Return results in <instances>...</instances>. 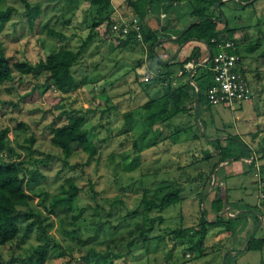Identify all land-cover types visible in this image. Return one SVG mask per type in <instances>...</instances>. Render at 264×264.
Listing matches in <instances>:
<instances>
[{"label": "rangeland", "instance_id": "1", "mask_svg": "<svg viewBox=\"0 0 264 264\" xmlns=\"http://www.w3.org/2000/svg\"><path fill=\"white\" fill-rule=\"evenodd\" d=\"M36 1L40 3L42 18L39 26L31 29L25 5L20 0H0V14L12 8L10 17L0 22V52L6 56L35 64L45 58L49 44L54 41L46 36L48 29L62 30L66 36L74 35L71 38L74 47L87 33H91L89 27L99 19L98 15L93 18L92 9L85 0ZM221 2H225L221 9L223 16L228 18V28L236 31L235 35L243 47L248 49L257 44L252 52H245L240 46L246 69H255L259 75L255 76V71L254 74L246 71L253 99L235 105L234 110L226 109L222 114L212 112V117L207 115L199 118L200 121L187 114H179L169 123L150 127L154 139L149 126L142 122L141 114L124 128L122 113L140 106L145 99L130 77V68L145 57V51L137 45L121 47L116 34H108L103 22L93 27L97 36L73 72L80 80L74 89L64 93L66 96L46 83L44 70L16 75L14 81L0 85V127L10 128L9 138L21 153L19 159L26 177H30V171L38 172L35 179L26 185L33 216L24 219L22 225L35 221L39 215L48 238L44 264H93L92 252L108 250L113 254H127L122 259H113L112 264H264V246L261 250H244L251 237L264 238V194L259 187L263 180L259 172L260 154H256L257 163L247 177L238 176L227 184H219L221 171L217 157L195 162L197 155L213 153L218 147L219 141L208 143L204 134L210 137L209 141L222 138L223 132L237 136L240 140H235L236 144L229 146V150L238 153L245 151L239 146L242 141L239 131L245 128L248 137L255 138L256 132L262 128L252 144L258 143L255 147L260 150L264 143V0H256L248 8H243L244 2L239 0ZM106 14L119 23L123 16L131 14V10L125 0H110ZM180 17L182 24L179 28L191 20L184 8ZM173 45L175 43L170 40L159 41L155 52L163 59H169L175 49ZM145 59L148 64H154V61ZM255 84L261 88V101L254 96ZM113 106L116 108L108 110ZM72 109L76 112L92 110L86 117L95 125L94 139L99 153L90 161L76 147L70 155L63 157L60 149L49 143L48 126L53 122H64L63 111ZM107 110L109 112L101 115L100 111ZM206 117L212 118L213 131L209 126L211 119L208 122ZM246 119L254 121L251 125H244ZM189 125L194 126L200 138L188 140L192 131L187 130L179 136V143L168 140L170 132ZM30 135L34 137L33 142L29 141ZM134 141H137L139 150L134 147ZM25 147H29V151ZM9 158L7 154L3 156L4 160ZM252 160L247 159V162ZM131 161L136 164L130 167ZM236 162L243 163L242 159ZM262 162L264 164V160ZM211 168L215 169L213 173H210ZM209 174H214V189L212 181L210 187L204 184ZM67 179L79 187V194L72 207L61 205L51 212L48 208L50 199L60 192L61 185L67 187ZM174 183L183 185L184 200L181 203L143 212L141 197L144 194L157 198L166 189L176 186ZM205 190L206 199L200 204L198 194ZM214 196L223 198L230 205L241 206V210L235 212L225 213L224 208L220 213L223 217H235L236 212H245L232 235L236 239L234 245L229 244L232 236L220 226H209L206 236L202 237L193 232L185 238L170 234L181 226L198 228L196 225L200 224L199 218L204 210L208 221L212 222L215 215L210 203ZM246 204L258 205L256 212L260 220L252 216L251 221L242 224L245 218L251 217L246 212ZM27 212V207L17 210L18 215ZM24 231L25 227H22L18 237L2 248L5 262L44 243L37 223L28 232ZM144 234L148 237L147 243L143 241ZM161 237L164 239H158ZM88 254L90 257L86 259Z\"/></svg>", "mask_w": 264, "mask_h": 264}, {"label": "trees", "instance_id": "2", "mask_svg": "<svg viewBox=\"0 0 264 264\" xmlns=\"http://www.w3.org/2000/svg\"><path fill=\"white\" fill-rule=\"evenodd\" d=\"M85 1H87L89 9H92L91 12L93 18H95L96 15L99 16V19L93 21L91 27H89V32L91 33H87L86 37L72 47L73 41L71 38L74 35H72V37L70 35L66 36L65 32L62 30L48 29L46 36L54 41L49 44L45 58L39 60L35 64L8 57L3 52H0V85L14 81L16 75H30L35 70H44L46 71V83L48 82L49 85L52 84L61 95H65L64 93H68L70 90L74 89L80 79L76 78L73 72H76L75 69L77 68L79 60L89 47L92 39L97 36V33H94L93 27H96L103 22L106 24V31L108 34H111V27L115 23L114 20L106 14L110 0ZM125 1L130 7L131 14L129 16H123L122 20L130 21L132 18H137L140 23L141 37L138 38L135 31H128L125 35L117 34L115 38L118 40V44L121 47H133V45H137L145 51V57H142L136 65H133L130 68V71L132 72L130 76L131 80L135 83V86L142 91L145 99L140 106L122 113V125L124 128H126L132 121H136L135 117L141 114L142 122L149 126L151 132L150 127L153 125H162L165 122L169 123L174 116L179 114H187L188 116L194 117L197 121L199 119L198 115L200 114V104L206 103L212 107L207 100L206 92L213 85V74L211 70L207 68V63H200L199 48L194 47L184 61L175 63L168 59H161V57L155 52V46L159 41L170 40L178 45L190 42L191 40L203 42L209 47L208 55L210 54V58L206 57L207 60H212L217 51L212 40L215 42L221 41L222 39L231 41L234 44V47L227 51L228 53L236 54L239 57L240 70L244 77L246 71L254 74L253 71H255V69H246L243 59L244 56L242 55L240 46L245 52H252L257 47V44L251 45L248 49H245L243 43L237 39L235 35L236 31L228 28V18L223 16V10L221 9V6L224 5L225 2H221V0ZM239 1L244 2L243 8H248L256 0H252L250 3H248L250 0ZM20 2L25 5L27 21L30 28H37L42 18L39 1L20 0ZM216 2L218 3V7L214 6ZM185 3L188 4H186L187 8L184 5ZM183 8L187 10L188 16L191 17V20L185 26L179 28V25L182 24L180 13H182ZM173 9L178 13H175ZM11 11L12 8L9 7L0 14L1 23L10 17ZM222 16L224 17V20L221 22L220 19ZM151 22L154 24L152 25L153 27L151 26ZM221 25L222 28L220 27ZM173 37H176V39L172 40ZM145 58H147L148 61H154V64H148ZM189 62L194 64V68L191 71L193 72L191 79H189L190 71H187L185 68V64ZM84 70L85 69L81 71ZM180 71L182 72L181 74L179 73ZM258 73L259 72L255 71V76H258ZM247 84L250 87L248 82ZM100 88L102 89V86H100ZM260 89L256 84L254 85V96H256L259 101H261V97H259ZM252 98L250 100H252ZM224 107L234 110V108L231 109L227 106ZM115 108L116 106H113L108 110ZM108 110L100 111L101 115L109 112ZM91 111L92 110L90 109H87L85 112H76L73 109L69 112L63 111L62 114L65 115V121L59 124L53 122L48 126L50 130L49 143L53 147L59 148L63 157L70 155L74 147L87 155V160L89 161L98 155L99 147L94 139L96 136L95 125L86 117V114ZM198 123L196 124L198 125ZM193 127L189 125L185 129L174 130L169 133L167 138L172 143H179V136L183 133L185 134L187 130H189L192 131V134L188 136L189 138L187 139L192 141L197 140L201 135L199 136L195 133ZM9 130L10 128L8 126L0 127V264H44L48 238L46 236V230L41 224L39 215L35 221L22 225V222H25V220L33 216L26 185L35 179L34 175L38 174V172L30 171V177H26V173L22 168V162L19 159L21 153L12 145L9 138ZM257 133L258 132H256V134ZM204 135L208 138L209 143L219 141L218 147L215 149L216 152L214 154L209 152L202 153V156L197 155L198 157L196 159L194 158L195 155H193L192 158L195 159L196 163L203 160H209L213 157H217L216 162L219 165L225 161H238L239 159L244 158L253 159L249 164L251 167H254L257 163L258 158H256L252 149L243 141H240L241 143H239V146L245 151H239L238 153L230 152L229 146L236 144L235 140H240L237 136V138L235 136L228 137L225 140L226 145L224 147L220 145V139H212L209 141V137L206 134ZM153 136L154 132H151V137L154 139ZM29 141H34L33 135H30ZM134 142V147L139 150L138 148L140 147H138L137 141ZM262 148L264 149V143L261 145L260 150H258V154H260L258 155L259 161H261L259 172L261 178L263 177L264 180V164L262 162L264 160V150H262ZM25 149L29 151L30 148L25 147ZM6 154L10 157L8 160L3 159V156ZM135 164V161H131L130 167ZM215 167L216 165L214 168ZM213 171H215V169L211 168L210 173H213ZM199 176L202 179L201 174ZM194 178L195 177L191 179ZM212 178V175L209 174L206 179L207 182L204 184H207V186L210 187ZM263 180L261 181L262 186L260 185L259 187H261L262 193L264 194ZM65 181L68 183L67 187L61 185L60 192L52 195L50 199L48 208H50L51 212L54 211L57 206L61 205L72 207L74 199L79 194V187L72 180L67 179ZM174 184H176V186L174 185L173 187L166 189V191L157 198H151L144 194L141 197L143 212L149 213L154 210H162L181 203L184 200L182 196L183 185L180 183ZM215 184L213 189L216 186ZM205 192L207 191L205 190L198 194L200 196V204L206 199ZM236 203L238 205L240 204L239 202ZM210 204L215 215L212 222L208 221L206 211L204 210L199 218L200 224L196 225L198 228H195V226H181L171 231L170 234L174 235L176 238H185L193 232L202 237L206 236L209 226H220V228H222L221 230L227 231L231 236L234 235L238 222L245 216V212H236L235 217L228 215L226 218L220 213L224 208L225 213L228 211L235 212L241 210V206L237 207L230 205L229 202L226 200L224 201L223 198L218 196H214V199ZM246 206V212L255 216L254 218L258 220L259 215L256 212L258 205L253 207L246 204ZM19 207H27L28 212L25 215H18L17 210ZM250 208H252V211ZM148 222H150V220ZM35 223L38 224L41 233L40 237L45 239L44 243L31 248L30 252L23 256L11 257L5 262L2 248L18 237L19 233L22 231V227H25V231L28 232ZM158 239L163 240L164 238L161 237ZM143 241L145 243L148 241V237L145 234ZM263 246L264 238L251 237L246 242L244 250H261ZM91 255L95 259L93 264H100V262L112 264L113 259H122L127 254H113L108 250L104 253L92 252ZM89 257L90 254L85 256L86 259Z\"/></svg>", "mask_w": 264, "mask_h": 264}, {"label": "built area", "instance_id": "3", "mask_svg": "<svg viewBox=\"0 0 264 264\" xmlns=\"http://www.w3.org/2000/svg\"><path fill=\"white\" fill-rule=\"evenodd\" d=\"M112 32L116 35H125L128 31H135L137 37L140 35V23L137 18H132L130 21H123L114 23L111 27ZM214 42L217 49L212 60L205 59L201 64L207 63L213 74V85L206 92V97L212 106H227L231 109L235 104H241L248 101L253 97V93L248 86L244 75L241 72L239 57L236 54L228 53V49L234 47L231 41L222 39L221 41ZM187 71L191 72L194 64L189 62L185 64ZM182 73L181 71L179 72Z\"/></svg>", "mask_w": 264, "mask_h": 264}, {"label": "crops", "instance_id": "4", "mask_svg": "<svg viewBox=\"0 0 264 264\" xmlns=\"http://www.w3.org/2000/svg\"><path fill=\"white\" fill-rule=\"evenodd\" d=\"M174 39H176V37H173L172 40H174ZM173 46H175V49H174L172 55H170V57H169L168 60L173 61L175 63H179V62L184 61L186 59V57H188V55L190 54L191 50L194 47H198L199 48V53H200L199 54L200 55L199 61H200V63H202L206 59V57H208V50H209L208 48L209 47L206 44H204L203 42H198L196 40H191L190 42H185V43H183L181 45L175 44ZM161 59H163V58L161 57ZM235 105H239V104H235ZM199 107H200V114L198 115V118H200V119H201V117H205L207 115L209 117H212V114H211L212 112H215V113H218V114H222V111L228 109V108L224 107L223 105L212 106L211 107V106L207 105L206 103L200 104ZM209 117H206V120L208 122H210V119H211V123L209 124V126H210L211 131H213V128H212V118H209ZM253 121L254 120H252V119H246L243 123H244V125L245 124L246 125H251V122H253ZM260 130H258V134L255 136V138H257L258 135L260 134V132H261ZM239 132H240L242 138H244V140L242 138H241V140L246 145H248L252 149L253 154L256 155L258 153V150L256 149L255 146L258 143H256V145H253L252 144L255 138L248 137V134H247V131L245 130V128H243ZM223 133H224V136L222 138H219V139L220 140H223V141H221L220 145L225 147V145H226V141L225 140L228 137H230L231 135L230 134H227L226 132H223ZM215 152H216V150L213 152V154ZM250 160H252V158H250ZM242 161H243V163H237L236 161H225L224 163L220 164L219 170L221 171V174H220V178H219V180H220L219 184H227V182L229 180L236 179V178L238 179V176H241V177L245 176V177H247L248 174H250V170H251L252 167L249 165L250 162L249 163L247 162V159L244 158V159H242ZM259 165H260V163H259ZM254 176H255V174H254ZM212 177H214V174H213ZM214 179H215V177H214ZM253 179H254V177H253ZM212 180H213V178H212ZM257 202H258V200L256 201V204H257ZM249 215L251 217H249ZM249 215L246 216V217H249V218H245L244 221H242V224H247L249 221H251V219L253 218L252 217L253 215H251V214H249ZM230 239H231L232 242L229 243V244H233L234 245L235 242H236L235 237L232 236Z\"/></svg>", "mask_w": 264, "mask_h": 264}, {"label": "water", "instance_id": "5", "mask_svg": "<svg viewBox=\"0 0 264 264\" xmlns=\"http://www.w3.org/2000/svg\"><path fill=\"white\" fill-rule=\"evenodd\" d=\"M215 5H216V7H218V4H215ZM223 20H224V17L222 16L221 19H220V21L222 22ZM208 58H210V54L208 55ZM214 182H215V179L213 177L212 186L214 185Z\"/></svg>", "mask_w": 264, "mask_h": 264}]
</instances>
